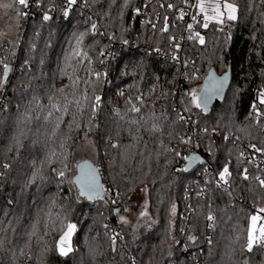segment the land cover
<instances>
[{
  "label": "trees",
  "instance_id": "1",
  "mask_svg": "<svg viewBox=\"0 0 264 264\" xmlns=\"http://www.w3.org/2000/svg\"><path fill=\"white\" fill-rule=\"evenodd\" d=\"M146 1L82 0L67 17L63 0H42L39 7L35 0L28 8L18 5L30 14L20 16L18 37L0 44V61L16 66L0 89L5 101L0 106V164L10 165L2 167L0 176V238L5 240L0 264H264V249L249 253L241 247L249 217L264 207V190L254 179L239 177L249 164L237 160L242 142L264 147V126L249 117L251 104L264 88V3L235 0L241 8L239 20L226 22L223 31L215 24L200 27L206 43H185L188 64L179 65L149 51L170 47L173 26L161 32L162 24L153 28L141 21L137 9ZM155 1L161 7L162 1L180 0ZM45 13L51 19L45 21ZM132 40L138 43L134 47ZM77 48L80 56L73 55ZM210 73H227L223 97L209 112L195 107L184 112L190 100L186 94L202 86ZM141 95L143 104L135 100ZM96 96L101 100L93 111ZM130 97L140 113L130 111ZM183 112L197 122H180L178 114ZM153 121L159 130H146ZM205 127L210 135L202 131ZM181 136H192L193 142L180 144ZM169 148L181 156L174 157ZM194 154L216 171L230 164L232 196L217 185L197 195L196 170L204 165L177 171L189 162L183 157ZM65 156L66 169L61 162ZM86 159L97 166L108 189L104 200L77 199L78 186L70 181ZM249 167L253 175H264L261 168ZM61 170L63 178L57 174ZM144 188L147 215L130 220L135 195ZM189 197L193 206L188 225L183 214ZM113 199L118 203L113 205ZM209 211L217 217L214 228L207 226ZM67 223L76 225L79 236L73 250L61 256L56 242ZM181 227L187 236L198 238L189 241V252L174 243ZM111 229L120 236L114 245Z\"/></svg>",
  "mask_w": 264,
  "mask_h": 264
},
{
  "label": "snow or ice",
  "instance_id": "2",
  "mask_svg": "<svg viewBox=\"0 0 264 264\" xmlns=\"http://www.w3.org/2000/svg\"><path fill=\"white\" fill-rule=\"evenodd\" d=\"M262 3H264V0H261ZM36 6L39 7L42 3V0H35ZM184 3L186 5H189L190 7H194L197 9L196 13L191 16V19L194 23H189L187 24V31L189 35L187 36V40L189 41H194L198 42L200 45H204L206 43L205 37L201 35L199 31H196L194 28V24L198 25L199 27H202L204 29H208L210 25L215 24L221 26L220 30L223 31V25H225L226 22L231 23V22H236L239 20L240 15H241V8L238 3L235 2V0H184ZM77 4V0H67V5L63 11L64 16L69 15V11L72 9L74 5ZM16 5L22 6L23 8H28L30 6L29 0H12L11 3H4L3 0H0V8L4 9H9V8H15ZM161 7H164V4L160 5ZM169 9L174 8V5L169 3L167 5ZM16 10V15L17 16H26L27 13L20 10L19 8H15ZM139 11V10H137ZM187 13L183 10H179V16L178 19L183 20ZM199 17V19H198ZM43 19L45 21L51 19V17L45 13L43 15ZM165 20V25L162 29H160L161 32H167L168 31V17H164ZM153 28H155V25H152ZM92 28L95 30L96 25L93 24ZM82 39V37H81ZM170 41H176V37L172 36L169 38ZM125 43H127L125 41ZM80 40H77V46H79ZM180 48L179 43H175L174 46V52L172 55L173 60H178L179 57L175 54L176 50ZM157 52H159V48L156 49ZM74 56H80L81 53L78 50H74L73 52ZM86 56V53L84 54ZM27 63V61H25ZM0 64H2L3 68V76L0 77V89H2L5 86V82L8 79V74L11 71L10 66L7 63H4L3 61H0ZM75 71V69H74ZM97 76L99 73L96 74ZM192 79H195L196 77L193 76L191 77ZM69 79L72 80L73 77L72 75H69ZM79 78L77 77L76 80H73V86L76 84L77 80ZM228 75L225 73L222 77H219L218 79L212 76L211 74L209 75V83L211 87H205L200 90V93H198L196 90H192L191 92L187 93L190 97V100L188 101V105L184 108V112H191L192 107H195L196 109H200L204 112L208 111V104L213 98V95H219L220 91L222 90L224 83L227 81ZM60 92H63V89L59 90ZM123 95V93H121ZM162 95H167V93H162ZM101 98L99 96L95 97V104L93 107V111H95L96 108L99 107ZM136 101H139L141 104H143V98L141 96L135 97ZM127 104L131 105L130 111L134 113H140L141 108L137 107L136 104L133 102V99L130 97L128 101H126ZM77 104H79V101H77ZM53 108H55L57 111H60L59 107L56 104L52 105ZM251 111L249 113V117L254 119L257 125H261L262 120H264V88L260 89L258 91V95L256 98V101L251 104ZM65 110L66 107H65ZM116 114L119 115L120 111L119 109H116ZM51 115V113H49ZM121 119L123 117L121 116ZM178 120L180 122H191V117H185L183 114H178ZM133 123H136V121H133ZM145 124H148L149 121L145 120ZM58 126V124H57ZM149 131H158V125L155 121H153L150 125V128L146 129ZM243 130V129H242ZM202 131L206 135H210V130L209 128L205 127L202 129ZM214 132V130H212ZM225 139H228V137H224ZM236 139H239L238 137ZM193 142V137L192 136H181L179 137V143L183 145H189ZM63 147V145H61ZM199 145H197L198 147ZM112 148H117L119 147L118 144H111ZM247 148L251 149L253 153L255 154H260L264 155V147L257 146V144H252L249 143L247 145ZM166 151L171 152L174 157H180L181 153L178 151L176 148H169L166 149ZM55 155V153H53ZM66 156L64 157V160H62V163H65L66 161ZM183 159L190 161V165H193L197 162L203 164L204 161L200 160L198 156L192 155L189 157H183ZM237 160L240 163H254L255 161V156L253 155L250 158H245V153L244 151H241L239 153V156L237 157ZM2 166L4 169H9L10 165L8 163H4ZM77 167L80 169V175L76 177L75 181H70V183H74L78 186V196L77 199L79 200L80 198H85L90 201H95L97 199L104 200L107 195H108V190L104 188V186L100 183L99 181V171L98 169L92 168L91 166L84 164L83 166L77 165ZM239 167V164H238ZM67 168V164L65 163V169ZM257 168L259 169L260 166L257 165ZM189 170V167H184L181 169H177V171H183L187 172ZM207 171V169H205ZM261 172H264V169H260ZM61 178L65 177V170H61L57 173ZM3 173H0V176H2ZM239 177L243 181H249L250 179H254L257 184L259 189L264 190V175H253L249 168L243 167L240 169L238 172ZM36 175L34 174L32 177V182H35L36 180ZM43 177H41L42 179ZM233 181V173L230 171L228 165L226 164L225 166L222 167V170L218 172V179L216 182V185L218 188L223 187V191L228 195L232 196L233 192L229 191V188L231 187V183ZM141 191L147 192V189H141ZM202 193H197V195H201ZM116 197L120 196V193L117 192ZM111 203L113 205L118 203L117 199L111 200ZM145 209L147 208V202H145L144 205ZM127 211V209H124ZM115 213H119L120 209L115 208L113 209ZM194 211V210H193ZM171 214L174 217L176 214V206L175 204L172 205L171 208ZM264 207H261L257 210L256 214H252L249 217V225L246 230L245 234V242L241 246L243 251H247L249 253H252L256 249H264ZM141 216H146L147 212L146 211H141L140 213ZM120 221L122 223H127V220L124 216L119 217ZM207 221L210 223L207 225L209 228H214L215 226V221L217 219L216 215L213 214L211 211H209L205 217ZM173 222L170 221V225ZM107 227V225H105ZM76 231V225L72 223H67L62 224L61 226V235L59 240L56 242V247L59 252V255L61 256H67L73 249L71 246V237L73 233ZM181 233H183L185 230L183 227L179 229ZM35 234V232H33ZM118 238V234H114L110 239L113 242V245L115 244L116 239ZM186 239L190 242L195 243L197 241V236L195 235H188ZM239 240V237L237 238ZM174 243L176 244H182L181 241L175 240ZM207 243L208 245L212 244V238L208 237L207 238ZM5 245V240L3 238H0V248H3ZM183 247V245H182ZM115 250V248H113ZM185 250L187 248L185 247ZM21 254L23 255V251H21ZM210 254V253H209ZM171 255V252L169 253ZM245 264H248L247 261H245Z\"/></svg>",
  "mask_w": 264,
  "mask_h": 264
},
{
  "label": "built area",
  "instance_id": "3",
  "mask_svg": "<svg viewBox=\"0 0 264 264\" xmlns=\"http://www.w3.org/2000/svg\"><path fill=\"white\" fill-rule=\"evenodd\" d=\"M63 1L65 3H67V0H63ZM81 1L82 0H77V4H80ZM29 4L31 5V0H29ZM157 4L158 3L155 0H148L140 8L137 9V10H139L137 12H138V15H139L141 21L147 22L150 25L162 24L164 26L165 25L164 17L167 16L168 17V26H169L168 28H170V24H172V26H173V33H172L171 37L172 36L176 37V41H174V42L171 41V45L169 48H159V52L156 51L157 48H149V51L156 54L159 58L168 60L170 62L179 64V65H182L186 62V57H185V54L183 52L184 51L183 50L184 44L187 42H194V41L187 40V36L189 35V33L187 31V24L194 23L191 19V16L196 13L197 9H195L194 7H190L189 5H186L184 3V0H180L176 4L171 3L174 5V8H172V9H169L167 7L169 2H164V1L160 2V5L164 4V7H159V5H157ZM154 7H156V8H154ZM180 9H183L187 13V15L185 16V18L183 20L178 19ZM29 14H30V12H27V16ZM92 18L94 19V16H92ZM198 19H199V17H198ZM194 28L196 31H199L201 33V35H203L205 37L204 32L202 30H200V27L198 25L194 24ZM93 31L96 32L97 29H95V30L93 29ZM175 43L180 44V48L178 50H176V52H175V54L179 57L178 60H173L171 58L173 55V52H174ZM137 44H138L137 40H132L130 43V45L133 47L136 46ZM105 55L109 56V51H106ZM8 65L11 68V71L9 72V74H10L11 72L15 71L16 66H15V68H13L11 64H8ZM4 105H5L4 98H3V96L0 95V106H4ZM181 114L185 115L186 118L191 117V122H186V123L195 124L197 122V118L195 116H188L184 112ZM248 144L249 143H247V142H242L241 143V151H244L245 158H250L253 155L255 156L254 163H248L249 166L257 168V165H259L261 169H264V155L253 153V151L251 149L247 148ZM202 165H204L202 170L201 169L196 170V176L199 178L197 181H198V184L200 185V189H199L200 193H204V191L208 185L209 186L216 185V182L218 179V172L220 171V170L216 171L213 168V166H211V165L204 164V163ZM227 165H228L230 171L232 172V167L230 166V164H227ZM249 166L247 168H249V170H250ZM205 169H207V171H205ZM0 173H3L2 166H0ZM193 193H194V191L191 192V195ZM241 202L243 204L251 205V203H249L245 199H241ZM192 206H193L192 198L189 197V199L187 201L188 211H187V213L185 211V213L183 214L184 222H186V224H188V225H189V220H188L189 216H187V215L190 214V212L192 210ZM111 230L113 232H115V234L118 233V231H114V229H111ZM186 237H187V234L185 232H183L181 237L179 238V241H181L182 244H177V245L179 248H182L184 250L186 247L187 250H185V251L189 252L191 250V248L189 246V241L186 239ZM182 245H183V247H182ZM171 264H177V262L174 261Z\"/></svg>",
  "mask_w": 264,
  "mask_h": 264
},
{
  "label": "rangeland",
  "instance_id": "4",
  "mask_svg": "<svg viewBox=\"0 0 264 264\" xmlns=\"http://www.w3.org/2000/svg\"><path fill=\"white\" fill-rule=\"evenodd\" d=\"M3 2L4 3H11L12 0H3ZM15 8H19L18 5H16ZM15 8H9V9L0 8V44L4 40H7V39L12 40V39H15L18 37L20 16L16 15ZM2 71H3V68L1 65L0 66V72H1L0 77L3 76ZM210 74L217 79L220 77V76L216 75L215 73H210ZM210 74L207 75L202 86L199 84L200 86L198 85L194 88L198 93H200V90L202 88L211 87L209 80H208ZM227 84H228V79L224 83V86H223L222 90L220 91L219 95H214V97H217V98L223 97ZM135 197H136L137 204L135 207L130 209V212H129L130 220L137 218L140 215L141 211H145L147 209V208L145 209V207H144L145 202H147V207H148L147 192L139 190V192H137ZM78 236H79V230H77V228H76V231L73 233V235L71 237L72 249L74 247L75 242L78 239Z\"/></svg>",
  "mask_w": 264,
  "mask_h": 264
},
{
  "label": "water",
  "instance_id": "5",
  "mask_svg": "<svg viewBox=\"0 0 264 264\" xmlns=\"http://www.w3.org/2000/svg\"><path fill=\"white\" fill-rule=\"evenodd\" d=\"M187 64H188V62H185V65H187ZM216 99H217V97H214V95H213V98L211 99V101L208 104V111L207 112H209V110L211 109V107H212L213 103L216 101ZM194 155L198 156L200 160L205 162V160L200 155H198V154H194ZM84 164H87V165L91 166L92 168L98 169L97 166L91 160L86 159V160H82L78 163V165H81V166H83ZM199 164H201V163L197 162V163L189 166L190 165V161H189L188 164L186 165V167H189L188 171H193ZM79 175H80V169L77 167V174L75 176V180H76V177ZM99 181L102 184L100 172H99Z\"/></svg>",
  "mask_w": 264,
  "mask_h": 264
}]
</instances>
